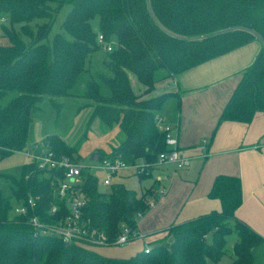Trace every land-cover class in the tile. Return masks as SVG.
Returning a JSON list of instances; mask_svg holds the SVG:
<instances>
[{
  "label": "trees",
  "instance_id": "obj_1",
  "mask_svg": "<svg viewBox=\"0 0 264 264\" xmlns=\"http://www.w3.org/2000/svg\"><path fill=\"white\" fill-rule=\"evenodd\" d=\"M65 5L71 9L62 31L49 40ZM1 16L7 17L8 24L2 25L0 36V98L15 91L18 96L0 108V159L26 147L33 114L41 110L46 97L60 110L54 97L70 96L78 75L88 71L92 53L101 46L100 34L106 43L116 40L108 56L113 76L102 78L111 95L102 96L96 81L87 84L84 96L94 100L89 104L94 106L89 125L96 117L107 127L119 125L125 139L110 153L100 151L99 159L120 157L131 164L155 163L166 150L156 117L174 94L148 98L135 94L130 73L149 94L160 74H180L256 39L230 28H251L264 39V0H0ZM96 17L98 32L92 26ZM35 21L40 23L33 26ZM258 112H264L263 47L243 72L219 123H250ZM43 142L57 155L79 160L78 145L70 146L56 134L47 135ZM11 178L16 185L12 196L0 194V264H222L226 257L228 264H253L252 250L264 240L236 217L243 202L238 176L215 178L209 197L220 201L219 211L172 225L161 239L149 242L148 253L139 251L128 258L105 256L92 247L67 244L52 236H36L24 217L13 215V208L31 192L41 195L38 204L48 215L53 179H40L29 164L20 179ZM99 185L95 176L84 185L88 200L84 216L114 240L122 226L134 228L137 213L148 210L150 189L137 196L123 184L112 183L109 190ZM232 233L238 240L226 250Z\"/></svg>",
  "mask_w": 264,
  "mask_h": 264
},
{
  "label": "crops",
  "instance_id": "obj_2",
  "mask_svg": "<svg viewBox=\"0 0 264 264\" xmlns=\"http://www.w3.org/2000/svg\"><path fill=\"white\" fill-rule=\"evenodd\" d=\"M261 49L262 44L255 39L180 74L167 77L162 73L149 94H144L146 87L141 84L140 92L145 98L174 94L158 115L177 128L179 149L191 157V163L181 170L168 165L150 169L152 183L146 189H150L149 208L137 225L146 240L125 248L124 255L130 257L142 251L146 243L161 239L174 224L219 211L220 201L209 197L218 175L241 179L243 202L236 217L264 238V112L256 113L250 123H219L243 72ZM115 126L106 127L115 143L97 147L95 152L110 153L125 139L119 125ZM38 141L41 140L35 142ZM162 188H166L164 194H160ZM262 244L264 240L253 248L254 260L256 248ZM223 261L228 264L230 259Z\"/></svg>",
  "mask_w": 264,
  "mask_h": 264
},
{
  "label": "built area",
  "instance_id": "obj_3",
  "mask_svg": "<svg viewBox=\"0 0 264 264\" xmlns=\"http://www.w3.org/2000/svg\"><path fill=\"white\" fill-rule=\"evenodd\" d=\"M1 21H7L5 16ZM98 43L109 52L114 45L106 43L102 34L98 36ZM107 44V45H106ZM156 125L164 132L166 150L158 155L157 161L152 164L136 162L128 163L120 157L114 159H99L85 166L80 160L76 161L65 155H57L50 147L42 142H35L29 148H24V155L29 159V165H34L39 172V178L46 180L52 178V203L47 212L40 208L38 202L40 194L29 193L24 202L17 203L13 208L14 216L24 217L34 234L37 236H52L64 243H76L87 247H111L123 246L135 240H146V235L138 231V221L145 213H137L136 226H122L120 234L109 240L104 231L91 225L90 220L84 216V208L87 205V195L84 185L90 176L99 179L98 173L103 172L102 184L111 186L113 177L130 168H135L139 174H148L151 166L168 165L174 170L187 168L191 163V157L183 154L179 149L177 128L168 123L162 116L156 117ZM28 178V176L26 177ZM166 188H162L160 194H164ZM149 243H146L142 251H150Z\"/></svg>",
  "mask_w": 264,
  "mask_h": 264
},
{
  "label": "rangeland",
  "instance_id": "obj_4",
  "mask_svg": "<svg viewBox=\"0 0 264 264\" xmlns=\"http://www.w3.org/2000/svg\"><path fill=\"white\" fill-rule=\"evenodd\" d=\"M70 9V5H65L62 8L51 31L49 40H52L57 32L62 31L61 24ZM36 22L40 23V21H35L33 22V26H35ZM7 24V21H1L0 19V36L3 35L2 25ZM92 26L96 32L99 31L98 17L92 21ZM16 28L18 29L19 27L17 26ZM2 41L3 40H0V42ZM114 42H116L115 38L112 40L111 44L114 45ZM109 53L110 52L104 46H100L99 49H96L92 53L90 62L87 65L88 71H84L78 75L70 90V96L54 97L55 101L61 104L59 111L49 101V97L45 98L41 103V110L33 114V122L30 125L28 142L25 148H29L36 140L42 141L46 135L56 134L68 145H78V158L83 165L87 166L93 162L91 156L95 153L97 147L105 148L110 144L115 143V139H112V137L109 136V133H107V126L103 125L99 118H93L91 125H89L94 113V106H90L89 104L93 105L94 100L84 96L86 86L90 81H96L99 84V93L102 96L107 97L111 95L110 88L102 80L104 77L110 78L113 76V72L108 65ZM129 77L134 93L142 95V92H140L142 85L136 75L130 73ZM16 96H18V92L15 91L9 92L4 97L0 98V108L6 107ZM109 128L115 129L117 127L113 125ZM100 151L104 152L103 150H99V152ZM29 162V159L24 155L23 151L14 152L13 154L0 159V194L3 197L7 198L12 196L16 189V185L11 177L13 176L16 179H20L23 167L26 164H29ZM155 167L157 166H151L147 173L150 172V169L153 170ZM104 175L105 174L101 171L98 173L99 187L102 190H109L110 186L107 187L102 184ZM113 182L114 184H123L127 189L135 193L137 196H140L150 187L152 179L149 177L140 179L137 170L135 168H130L122 172L121 175L118 174L114 176ZM227 238L226 250H231L232 245L238 240L237 235L232 233ZM137 241L142 240H135L123 246L93 248L95 251H98L105 256L117 258L128 257L122 252H124L125 248H130L134 244H137ZM256 251L253 264H264V244H262L261 247H257ZM223 262L222 264H224Z\"/></svg>",
  "mask_w": 264,
  "mask_h": 264
},
{
  "label": "water",
  "instance_id": "obj_5",
  "mask_svg": "<svg viewBox=\"0 0 264 264\" xmlns=\"http://www.w3.org/2000/svg\"><path fill=\"white\" fill-rule=\"evenodd\" d=\"M236 30L252 34L254 37H256V39L262 44V47L264 48V39L253 29L247 28V27H233V28H230L228 31H236ZM222 32H225V31H222ZM200 38H203V36ZM99 156H100L99 152H95L92 154L91 160L97 161L99 159Z\"/></svg>",
  "mask_w": 264,
  "mask_h": 264
}]
</instances>
